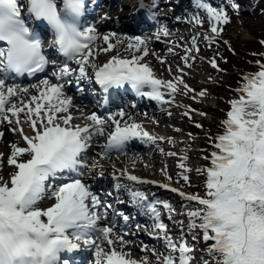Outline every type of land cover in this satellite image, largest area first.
I'll return each instance as SVG.
<instances>
[{
    "label": "snow or ice",
    "instance_id": "obj_1",
    "mask_svg": "<svg viewBox=\"0 0 264 264\" xmlns=\"http://www.w3.org/2000/svg\"><path fill=\"white\" fill-rule=\"evenodd\" d=\"M197 7L207 15L213 35H205L204 39L211 45L223 31L220 26L230 22L228 14L208 3L198 2ZM232 7L238 11L237 5ZM84 10V0H0V122L15 125L10 130L19 133L24 142L23 146L11 145L7 163L14 171L8 180L0 177V264H70L62 254L77 251L81 245L94 251L93 264H151L148 255L138 261L124 251L131 242L124 239L127 233L116 232L114 222L100 226L111 205L78 177L89 168L86 153L93 139L104 136L108 127L112 130L107 132L101 160L110 158L113 152H123L132 140L155 144L163 138L151 135L123 110L107 116L93 112L74 117L70 113L72 98L66 96L64 83L45 78L31 89L9 83L15 77L44 73L50 63L57 64L45 54V41L33 27V21H40L53 33L48 47L78 66L70 68L67 62L57 66L50 73L55 81H63L76 72L77 81H91L87 69L92 68L95 83L105 92L127 85L139 96L169 104L181 86L186 92L193 91L183 80V69H177L181 75L168 81L156 77L145 62L150 54L148 38L119 39L115 33L100 37L94 26L80 23ZM189 22L198 26L204 23L198 15ZM169 35L168 28L162 26L155 39ZM98 39L107 47H94ZM113 39L115 43L111 42ZM196 41L194 36L192 47L185 49L188 55L182 59L186 67H191L189 60L194 59L190 54L199 52ZM125 42L130 57L118 52L101 67L93 63L98 51H113ZM210 64L220 70L214 58ZM257 67V72L242 77L243 82L236 89L238 96L229 102V111L222 121L224 131L213 143L215 150L204 157L209 164L198 170L205 177L204 194L187 195L169 185H159L187 202L182 214L188 218L192 238L199 236L207 245L202 264H264V63L257 61ZM30 90L36 94L24 99ZM165 94L172 100L166 99ZM198 95L204 97L206 92ZM76 119L85 123H74ZM23 124L28 125L32 135L25 133ZM3 135L0 132V138ZM178 166L183 170L182 180L189 182L186 173L191 169L183 162ZM96 167H101L99 161L92 165V169ZM163 171L166 174V169ZM120 176L136 184L154 183L141 180L127 169ZM130 196L153 220L152 234L164 241V252L151 249L155 264H192L194 246L188 244L185 235L174 238L161 219V207L169 213L175 209L167 202H149L140 191L130 190ZM45 200L52 203L41 207ZM123 219L127 222L129 217ZM141 251L147 253L148 246Z\"/></svg>",
    "mask_w": 264,
    "mask_h": 264
},
{
    "label": "rangeland",
    "instance_id": "obj_2",
    "mask_svg": "<svg viewBox=\"0 0 264 264\" xmlns=\"http://www.w3.org/2000/svg\"><path fill=\"white\" fill-rule=\"evenodd\" d=\"M216 8H223L227 12L230 21L228 24L220 26L222 27L223 31L219 36L215 37L217 40H215V42L210 45L208 41L204 39L205 35H213L210 32V24L208 23L207 17L202 19L204 21L203 26H196L197 28L192 29L190 27H185V31L188 30L187 32H190L194 29V32L197 34L196 44L199 48V52L194 53L195 56L193 60H189V64H191V67H186L184 62L183 64H178L177 61L175 64H168L175 65L176 69L175 72H173L175 76L177 74L181 75V72L177 71V69H183L184 82H187L191 86L196 87L198 91L204 88L203 91L206 92L204 99L201 98V101L203 100V106H201L199 109L189 112L187 116H185L183 113L179 114L176 112L175 117H181L180 120L175 121L174 127H171V125H169V127L167 128L165 125V127L167 128L166 130H171L168 133L172 134V136L174 135L173 130L175 131L176 129H180L182 131H191L193 125L192 122H199L203 125L204 131L202 132V135L193 138L194 143L192 144L190 149L186 150L188 151V155L190 156L188 158V162L193 163V169L196 168V165H198L199 162L205 161L204 157L207 156V152L209 150L206 143V128L209 127L212 130L216 129L218 121L220 120V118H222L220 111L227 108V102L229 100L227 99V97L229 94L227 95L223 85L227 84L232 86L233 78L236 77L235 75L238 74V72L242 73L243 70L244 72L246 70H251L252 72L256 71V69L252 68V66L248 68L247 65L242 63L243 58H245L244 56H246L247 52H264V49L260 48V46L256 42L259 38V35H264V1L257 7L259 8V10L251 11L247 15H242L239 9L237 11L224 5ZM179 19L181 18L179 17ZM201 30L203 32H200ZM183 38L184 37L181 38L182 41ZM186 40L190 41L188 37L186 38ZM224 42H226V44L233 49V56L228 58L229 61L227 66L222 63L223 57L226 56V54L224 53L226 52ZM122 51H125V48H123ZM182 57L184 56H180L181 59ZM213 58L216 60L217 64L220 65L221 69L229 68V72H231L232 74L228 76L216 75L214 71L207 67V62L212 60ZM152 59L153 58L150 59L151 62L149 63L152 64L155 68L157 76L166 81L168 69L165 72H160L161 67H157V63L152 62ZM180 61L184 60L182 59ZM235 69H237V72L234 75L233 71ZM183 135L187 140H189V138H187V133H184ZM176 139L178 140L179 138ZM181 160L182 159H180L178 155H175L172 166L168 170L170 175L176 173L175 164H177ZM3 163L0 166V177H2L4 180H8L9 175H6V173L2 171V168L7 165H4ZM7 167H9L10 170L12 168V172L14 171L13 167ZM131 168H136V171L141 175H149V177H155L158 179L160 176V172L164 167L156 166L146 172H142L140 170V167L137 166H131ZM172 180L173 182H176L178 184L177 186L188 188L190 191H199L200 189H202L200 186L201 184H193L190 175L189 182L187 183H185L178 176H176V178H172ZM173 202L178 203V201L175 200L170 201L169 204H172ZM178 205L179 206L177 207L176 211H178V208L182 209L184 205H186V203H178ZM197 240L199 242V244L197 245L202 246L203 243L201 237L197 238ZM200 261L201 260H199V262L196 264H200Z\"/></svg>",
    "mask_w": 264,
    "mask_h": 264
},
{
    "label": "bare ground",
    "instance_id": "obj_3",
    "mask_svg": "<svg viewBox=\"0 0 264 264\" xmlns=\"http://www.w3.org/2000/svg\"><path fill=\"white\" fill-rule=\"evenodd\" d=\"M251 2V1H250ZM250 2H249V4H250ZM127 3H123V5H126ZM182 4V3H181ZM180 3H178L177 5H176V11L178 12V13H181V11H182V9H184V8H182V5H181ZM178 20H176V22H177ZM170 33V35H172V33L171 32H169ZM156 34V33H155ZM169 35V36H170ZM155 36V35H154ZM119 46H120V44H119ZM180 46V49H182V47H186V44L185 43H182L181 45H179ZM118 50H116V52H117ZM166 53V52H165ZM166 54H169V55H176V53L175 52H168V53H166ZM155 60V59H154ZM155 62H157L158 64H159V61L158 60H155ZM158 67V66H157ZM154 68V67H153ZM167 68H170V67H167ZM171 69H172V72H174L175 71V67H171ZM170 78H172V76L170 77ZM167 97V96H166ZM155 106V108L154 109H152V112L155 114V116H157L156 118H160V117H162L166 112L165 111H167V110H161L164 106L163 105H160L159 103H157V104H155L154 105ZM160 116V117H159ZM164 119H163V122L161 123V124H164V123H166L167 122V120H166V118L165 117H163ZM6 124V123H5ZM4 126H6V128L5 127H3L2 129H0V130H2L3 131V141H1L2 143L4 142V145H3V152H5L4 154L6 155L5 156V159H4V161L5 160H8V157L10 156V154H11V151H12V149L10 148V145L11 144H13V143H15V144H20L21 143V141H20V139H18V138H16V135H15V133H13L10 129L12 128V127H8L7 128V125H4ZM20 138H21V136H20ZM139 158L142 160L143 158L141 157V156H139ZM134 160H136V158H134ZM144 161V160H143ZM101 170H106V169H101ZM2 171H4L5 173H6V175H9L10 174V168L9 167H7V166H4L3 168H2ZM97 175H100V171L98 170L97 171ZM140 189H144V188H140ZM44 206L43 207H47V206H49L51 203H52V201H50V200H45L44 201Z\"/></svg>",
    "mask_w": 264,
    "mask_h": 264
},
{
    "label": "trees",
    "instance_id": "obj_4",
    "mask_svg": "<svg viewBox=\"0 0 264 264\" xmlns=\"http://www.w3.org/2000/svg\"><path fill=\"white\" fill-rule=\"evenodd\" d=\"M261 37V39L263 38V40H264V35H259V38Z\"/></svg>",
    "mask_w": 264,
    "mask_h": 264
}]
</instances>
